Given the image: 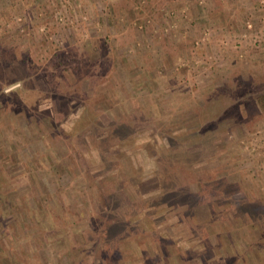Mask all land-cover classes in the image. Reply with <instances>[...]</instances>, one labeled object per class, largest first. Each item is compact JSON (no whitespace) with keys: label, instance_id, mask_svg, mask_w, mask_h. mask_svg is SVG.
Returning <instances> with one entry per match:
<instances>
[{"label":"rangeland","instance_id":"obj_1","mask_svg":"<svg viewBox=\"0 0 264 264\" xmlns=\"http://www.w3.org/2000/svg\"><path fill=\"white\" fill-rule=\"evenodd\" d=\"M124 150L158 177L133 185ZM210 162L240 213L204 196ZM162 181L193 196L177 202L184 232L231 231L235 264H264V0H0V237L47 264H137L117 258L130 247L188 264L163 235L95 221Z\"/></svg>","mask_w":264,"mask_h":264},{"label":"trees","instance_id":"obj_2","mask_svg":"<svg viewBox=\"0 0 264 264\" xmlns=\"http://www.w3.org/2000/svg\"><path fill=\"white\" fill-rule=\"evenodd\" d=\"M130 153L132 155L135 154L133 153V151L128 152L127 150H124L121 153V155L124 154L126 156H129ZM131 162L133 164L132 170L129 171L125 169L124 172L127 174V177H129V180L132 182L133 185H137V183L143 177L142 174L144 175L147 174L145 177L148 176L149 179L150 177L151 179L158 177L157 174L154 172L151 171L145 172L143 169H141V167L137 163V159L135 158V155H134V161ZM214 166H216V164L210 162L206 167H199V169L196 172L197 178L201 181L200 186H207V189L204 192L205 193L204 196L206 197V199L209 198V200H211V198H218L219 200L226 199L229 203L228 207L230 208V211L232 213L234 212L240 213V210L238 209L239 208L238 205H241L242 203L237 202L238 200H233L231 198L227 199L229 193L225 189H227V185L230 184L229 183L230 181L228 182V180L225 179L224 175H219L224 173V170L220 169L218 166L217 167ZM118 171L122 172L121 169H118ZM201 172L203 173L201 174ZM163 183L164 182L162 181L160 185H162ZM173 189L178 190L179 193L173 192L168 194L166 190H163V185H162L161 192L159 194H156L155 196H152L148 199H143V201H141V205L131 204L130 205L131 207L128 209L127 207H125L124 209L125 211L119 216L116 215L115 217L112 218H104L103 216H101V214L98 211L95 214V221L98 224H104L106 226L105 229L108 230V235H110V233H113L114 236L115 234H121L123 233L121 232V228H127L128 226L129 228L131 227L135 229H140L139 232H145V233L150 232L153 237L155 235H160V236L163 235L165 237L164 240L167 242L168 246L170 247V251L173 252L174 250H179V251L187 252V255H185L183 261L184 263L186 262L188 264H214L213 263L214 260L210 261L212 258V254L214 253L213 250L216 249L213 248V246L217 245V250H220L221 245L223 246L225 245V248L228 246V249H230L229 252L221 251L222 255L225 256V261H227L228 264H235L236 258L234 257L233 253H231V251L233 249V243L236 240L233 237V233L231 231H228V233L226 234L225 236L226 240L224 244H222L220 241L213 243V241L210 242V240L207 242L205 238H202L200 234H197V231H199L198 226L196 227L191 225V230L195 231L194 233L189 231L187 232L183 231L185 227H190L187 221L184 223L185 225L183 226L177 224L178 217L183 216L180 214L181 212H183L182 210L184 211L190 210L189 198L193 196L187 190H182L180 187L178 188L174 187ZM179 199H181V201L187 202L185 209L178 210L179 206H181L179 203H177ZM100 208L102 207L100 206ZM212 211L215 212V210ZM138 213H140V216L137 215ZM245 214L248 216L250 215V213L248 212H246ZM243 215H242V219H243ZM253 215L255 217H253L251 220L252 225H254V222L256 221L257 218L256 214ZM185 219H187V217ZM159 221H163V223L161 225H157ZM247 225H249V222H247ZM21 227H22L21 225L18 227L19 231H22ZM215 228L216 230L213 231L215 232L220 231V227L218 225H216ZM165 229H167L166 234L162 232ZM176 229L180 230L179 234H181V236H179V239L175 242L171 237L175 236ZM216 237L217 234L215 233L210 235V239L212 238L215 239ZM33 240L34 241L32 242V244L38 241L37 238H34ZM8 241L9 242L6 243L5 237L4 236L0 237V264H47L43 252H40L38 254H35L33 252L27 253L25 250H22V252H20L17 248L14 249V247H12L11 240L9 238ZM195 242L197 243L195 244ZM95 243L96 242H94L93 244ZM42 244L43 243L40 242L39 244L38 243L34 244V246H39V245L42 246ZM31 246L32 245H30L29 247ZM196 246H198V248H196ZM258 246L260 245L258 244ZM189 248L191 251L190 254H189ZM238 248L240 249L242 247L239 246ZM104 249L105 248L103 244H100V250L102 251ZM82 250H84V252H89V248L87 249V247L85 248L83 247ZM145 256L146 254L143 251L136 252L134 251L133 247H130L129 251H124L121 254L118 252L117 258L123 260L124 258L126 259V257H132L133 260L137 262V264H148L147 261H145L144 258ZM113 263H115V261ZM103 264H108V263L103 261ZM130 264L133 263L130 262ZM149 264H158V263L151 262Z\"/></svg>","mask_w":264,"mask_h":264}]
</instances>
